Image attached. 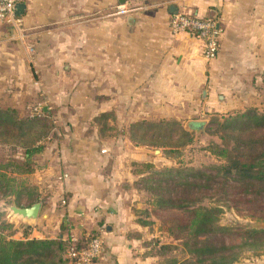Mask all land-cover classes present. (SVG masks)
<instances>
[{
	"label": "crops",
	"instance_id": "obj_1",
	"mask_svg": "<svg viewBox=\"0 0 264 264\" xmlns=\"http://www.w3.org/2000/svg\"><path fill=\"white\" fill-rule=\"evenodd\" d=\"M23 4L20 30L0 23V109L14 110L24 119L41 106L47 118L61 126L67 140L59 136L62 142L46 143L52 150L40 161L48 164V181L38 184L41 191H53L51 201L67 196L55 223L69 227L75 220L77 225L69 229L79 230L81 224L100 232L102 264H136L130 233H138L137 221L128 199L119 193L135 177L121 169L107 172V164L147 160L139 155L107 157V146H124L128 137L107 144L101 132L160 121L191 124V118L200 115L259 109L264 98V0ZM118 6L132 12L110 16ZM180 12L217 22L220 47L213 59L205 58L204 43L195 35L172 33L171 19ZM65 174L68 179L59 182ZM51 209L48 206V212ZM60 231L56 228L53 235ZM32 235L47 238L38 230ZM248 260L264 264V255L248 254Z\"/></svg>",
	"mask_w": 264,
	"mask_h": 264
},
{
	"label": "trees",
	"instance_id": "obj_2",
	"mask_svg": "<svg viewBox=\"0 0 264 264\" xmlns=\"http://www.w3.org/2000/svg\"><path fill=\"white\" fill-rule=\"evenodd\" d=\"M42 114L46 116L43 108ZM32 118V113L20 119L14 110L0 109V144L16 142L24 151L21 161L0 163V195L2 200L13 198L12 203L19 208H30L38 202L43 207L38 188L32 184V175L33 159L42 150L38 143L45 134L34 141L31 135L38 134L46 125ZM100 118L104 119L106 115ZM211 118L213 120L208 125L201 123L198 130L189 128L194 132L203 130L214 138L206 152L218 165L210 172L183 173L169 169L153 175L142 173V186L153 199L151 213L161 219L167 236L181 242L188 255L187 259L175 258L161 264H238L244 254L264 255V230L235 228L220 223L223 214L220 205L242 218L264 223V109L250 108L241 113L211 115ZM160 122L170 126L167 121ZM145 124L130 129L131 140L136 145L158 149L171 147L158 140L161 137H157L155 131L163 130L162 127L158 129L157 123ZM145 126L147 130H143ZM150 131L153 134L148 136ZM180 134L187 139L186 144L193 143L192 132L182 127ZM26 138L27 141H23ZM167 138L173 139L171 136ZM174 148L168 150L169 154L177 153ZM144 167L148 171L154 170L151 165ZM159 175L162 178L156 179L155 176ZM148 211L145 214L152 216ZM137 222L143 227L154 224L149 220ZM10 229L11 224L0 220V264H71L68 257L71 248L86 250L94 239H102L97 231L80 235L76 242L71 241V232H61L55 238L37 239L31 237V230L24 233L22 239H14L7 233ZM171 249L170 245H162L160 250L163 253ZM95 263L102 264L103 259Z\"/></svg>",
	"mask_w": 264,
	"mask_h": 264
},
{
	"label": "rangeland",
	"instance_id": "obj_3",
	"mask_svg": "<svg viewBox=\"0 0 264 264\" xmlns=\"http://www.w3.org/2000/svg\"><path fill=\"white\" fill-rule=\"evenodd\" d=\"M261 95H264V91L262 90ZM247 101V100H246ZM260 104H259V109H264V98H261ZM255 106V105H254ZM261 109V110H262ZM35 122H41L46 125V127H42L39 130V133L32 134L31 140H36L38 136H41L45 134V136L41 139L38 143V146L42 147V150L34 157L33 161V168H34V174L32 175V183L33 186L38 188V192L40 194V199L43 201V209L41 208L40 215L38 219L33 222V223H27L24 222L23 220L14 217L11 212L9 211V207L14 205L12 203V199H6L2 200V195H0V220L8 222L9 224L12 225V229L7 231L9 235H13L14 239H22V236L24 233H27L29 230H38L44 237H53L56 236L57 234L53 235V230L55 231L56 228L58 230H61L60 233L62 232L63 234L70 233L69 228H72L73 226L77 225V222L72 220L70 222L69 227L65 225H59L56 222V217H59V215L63 214L64 208L67 206V196L63 194V196L59 195V200L51 201L53 199V191H46L40 189L38 184H46L47 179H46V167H47V162H41L40 158L41 156L49 149L46 147V143L49 142H57L64 138V134L66 132L61 128L57 126V123L54 122L53 119H48L47 116L43 117L42 119H37V118H32ZM197 122H196V121ZM213 120L211 118V115H200L196 116L194 118H191V123H205L208 125V123ZM195 121V122H194ZM100 123V124H99ZM99 125L104 126V119L100 118L99 120ZM115 126L118 127V123L115 121ZM162 123L166 122H160L157 123L158 129L163 128V130L157 131L156 129V134L159 142L161 143H167L170 148L163 147V148H148L144 147L143 145H136L131 140V132L130 130L128 131H118V130H105L103 133L101 132V137L104 138L107 141V144H110L112 142H115L116 140H121L124 137H128V140L124 146L116 147V148H109L107 146V157L110 156H117V155H122V156H133V155H139L145 158L144 161L147 160V162H140V163H109L107 164V172L112 171V170H117L121 169L122 174H132L134 175L135 179L134 181H131L130 183H127L122 185L120 187L119 193H121L126 199H128V207L130 210V213L134 216L135 221L138 220H145L149 222H154L153 226H147L143 227L141 226L138 222H136L137 225V230L138 233L135 231L131 232L130 234L133 235L131 240L133 242L131 244H134V250L133 255L134 257L137 256L136 259L137 263L136 264H161L165 260H171V259H179V260H184L188 258V255L184 251V249L181 246V242L172 240L167 236L166 233V227L162 225V221L158 216L155 214H152L151 210L153 207L151 204H153V199L152 195L147 192L141 183V180L139 179V176L142 175V173H148L149 175H153L155 172H164L165 170L173 169L177 171H182L183 173H188L189 171H199V172H210L211 168L218 165L217 161L214 159V157L210 156L208 152H206V148L214 141V138H212L208 132H204L203 130L199 132H194L191 131L188 127V122L187 121H181L180 123L175 122V121H169L168 124L170 126H166ZM188 124V125H187ZM62 125V122H61ZM146 125V124H145ZM106 126V125H105ZM143 126V125H142ZM141 126V127H142ZM185 128L186 130H189L192 132V137H193V143L191 144H186V138H183V136L180 134V128ZM107 128V127H106ZM147 130V127L145 126L143 130ZM135 134L137 135L138 132L135 131ZM151 133L149 135H152ZM36 136V137H35ZM62 139H60V137ZM138 136V135H137ZM163 136V137H162ZM171 136L173 139L170 140L167 137ZM68 137V136H67ZM67 137L64 138L67 140ZM49 139V140H48ZM23 141H27L26 139H23ZM70 142V141H69ZM157 142V139L154 140V143ZM129 144V145H127ZM176 145H181L178 148H174ZM52 147V146H51ZM50 147L48 153H51L50 150L52 148ZM174 148L177 153H174V155L169 154V149ZM173 150V149H172ZM24 151L21 150L18 147V144L16 142H9L6 144H0V163H6L8 161L12 160H18L21 161L23 159V153ZM105 152V151H104ZM151 165L154 170L148 171L144 166L145 165ZM53 169V167L51 168ZM37 174V175H36ZM36 175L38 179L34 176ZM139 175V176H137ZM137 178V179H136ZM156 179H161L162 176H155ZM68 179V175L65 174L61 178H59V182H63L64 180ZM139 180V181H135ZM44 181H46L44 183ZM40 189V190H39ZM52 194V195H51ZM11 200V201H10ZM209 202V201H208ZM39 203V202H38ZM42 205V203H41ZM48 206L53 209L50 210L52 212H48ZM223 210V214L220 219V223L223 226H232L235 228H247V226H255V225H264L263 222H254L251 221L247 218H242L239 216L235 211L233 210H228L224 205H220ZM150 210L149 214H152V216H147L145 214V211ZM46 212L50 214L49 219L45 218ZM149 212V211H148ZM163 215V213H160ZM47 216V215H46ZM164 216V215H163ZM168 217V215H165ZM83 221V220H82ZM56 224V225H55ZM59 225V226H58ZM28 226H31L30 229H28ZM64 227V229H63ZM81 229H72L70 236L74 238H79L81 233H90L91 230L89 229H84L81 224H80ZM32 233V232H31ZM138 234V235H137ZM33 237V235L31 236ZM65 237H69V235H65ZM72 237V238H73ZM144 247V245H146ZM162 245H170L172 246L171 250L168 251H163L161 249ZM128 251H130L128 249ZM148 258H151L148 260ZM103 260H105V257H103ZM108 260V259H107ZM248 253L244 254L241 258V260L238 262V264H257L253 263L251 260L248 262ZM110 264H113L110 263Z\"/></svg>",
	"mask_w": 264,
	"mask_h": 264
},
{
	"label": "built area",
	"instance_id": "obj_4",
	"mask_svg": "<svg viewBox=\"0 0 264 264\" xmlns=\"http://www.w3.org/2000/svg\"><path fill=\"white\" fill-rule=\"evenodd\" d=\"M24 0H0V23L9 25L17 30H20L21 19L17 15L16 9ZM131 10L124 6H118L110 16L123 17L131 13ZM170 28L175 36L183 33H191L204 43V56L211 60L213 59L220 47V29L218 24L212 19H203L191 16L184 12L174 15L171 19ZM32 117L42 119V107L36 106L32 109ZM76 242V238L71 239ZM104 242L102 239H94L88 249L78 251L71 248L68 257L71 264H97L96 260L103 259Z\"/></svg>",
	"mask_w": 264,
	"mask_h": 264
},
{
	"label": "water",
	"instance_id": "obj_5",
	"mask_svg": "<svg viewBox=\"0 0 264 264\" xmlns=\"http://www.w3.org/2000/svg\"><path fill=\"white\" fill-rule=\"evenodd\" d=\"M25 9H26V6L24 4H20L16 9L17 15L18 16L22 15ZM218 29H219V26H218ZM201 125H202L201 123H191L189 124L188 127L193 130H198L201 127ZM41 208H42L41 203H36L30 208H19L18 206L14 204L10 206L8 209L14 217H17L23 220L24 222H27L30 224V223L35 222L38 219L40 212H41ZM247 227L264 230V225H260V224L255 225V226H247Z\"/></svg>",
	"mask_w": 264,
	"mask_h": 264
}]
</instances>
